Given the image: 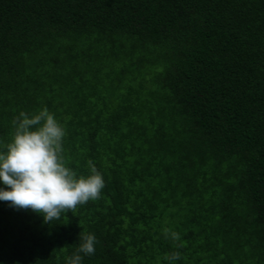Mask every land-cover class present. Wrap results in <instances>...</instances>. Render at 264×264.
<instances>
[{"label":"trees","instance_id":"trees-1","mask_svg":"<svg viewBox=\"0 0 264 264\" xmlns=\"http://www.w3.org/2000/svg\"><path fill=\"white\" fill-rule=\"evenodd\" d=\"M44 107L105 187L51 225L0 200V264H264V0H0V151Z\"/></svg>","mask_w":264,"mask_h":264},{"label":"clouds","instance_id":"clouds-1","mask_svg":"<svg viewBox=\"0 0 264 264\" xmlns=\"http://www.w3.org/2000/svg\"><path fill=\"white\" fill-rule=\"evenodd\" d=\"M11 141L0 151V200L17 210H31L43 216V223L53 224L61 219L62 213L75 212L77 206L101 197L105 187L102 173L89 160V175L67 166L63 141L67 135L65 128L47 107L29 116L21 111L12 121ZM165 238H170L176 248L180 235L164 230ZM82 243L67 264H82V255L95 253L96 237L88 233L80 236ZM181 258L179 251L165 256L168 261Z\"/></svg>","mask_w":264,"mask_h":264}]
</instances>
